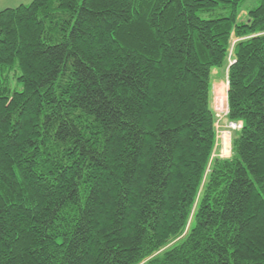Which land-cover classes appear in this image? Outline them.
Here are the masks:
<instances>
[{
	"label": "trees",
	"instance_id": "16d2710c",
	"mask_svg": "<svg viewBox=\"0 0 264 264\" xmlns=\"http://www.w3.org/2000/svg\"><path fill=\"white\" fill-rule=\"evenodd\" d=\"M0 264H264V0L0 10Z\"/></svg>",
	"mask_w": 264,
	"mask_h": 264
},
{
	"label": "rangeland",
	"instance_id": "374dc122",
	"mask_svg": "<svg viewBox=\"0 0 264 264\" xmlns=\"http://www.w3.org/2000/svg\"><path fill=\"white\" fill-rule=\"evenodd\" d=\"M30 2H32V0H0V10H3L4 8H7V7H16L20 4H29ZM224 86L225 84L220 85V86L217 85L216 92H222L226 90L227 88H224ZM211 105H212V109L216 113L214 109L213 101ZM215 127L217 131V140H216V147L214 148V152H213V157L230 159L232 156V150H231L232 129L228 127L226 120H222V119H220V122L218 124L216 122Z\"/></svg>",
	"mask_w": 264,
	"mask_h": 264
},
{
	"label": "built area",
	"instance_id": "2783aa9c",
	"mask_svg": "<svg viewBox=\"0 0 264 264\" xmlns=\"http://www.w3.org/2000/svg\"><path fill=\"white\" fill-rule=\"evenodd\" d=\"M224 84V88H227L226 82ZM226 91L227 89L222 92H216V89H213V93L215 94L213 99L214 109L216 111V116L218 117L217 124L220 122V119L223 120L226 117L228 111ZM228 127L231 129H238L241 127V125L240 123H229Z\"/></svg>",
	"mask_w": 264,
	"mask_h": 264
},
{
	"label": "crops",
	"instance_id": "0c3cea01",
	"mask_svg": "<svg viewBox=\"0 0 264 264\" xmlns=\"http://www.w3.org/2000/svg\"><path fill=\"white\" fill-rule=\"evenodd\" d=\"M217 73V71H214V74ZM217 75V74H216ZM219 80V81H218ZM224 83H222V79L219 76L215 77V82H214V88L216 89L217 85H223Z\"/></svg>",
	"mask_w": 264,
	"mask_h": 264
},
{
	"label": "bare ground",
	"instance_id": "6f19581e",
	"mask_svg": "<svg viewBox=\"0 0 264 264\" xmlns=\"http://www.w3.org/2000/svg\"><path fill=\"white\" fill-rule=\"evenodd\" d=\"M227 146V145H226Z\"/></svg>",
	"mask_w": 264,
	"mask_h": 264
}]
</instances>
